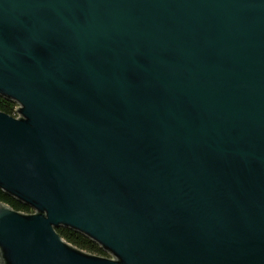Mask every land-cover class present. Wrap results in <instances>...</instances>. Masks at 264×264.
I'll return each instance as SVG.
<instances>
[{"label": "water", "instance_id": "obj_1", "mask_svg": "<svg viewBox=\"0 0 264 264\" xmlns=\"http://www.w3.org/2000/svg\"><path fill=\"white\" fill-rule=\"evenodd\" d=\"M0 95V264H264V0H0Z\"/></svg>", "mask_w": 264, "mask_h": 264}, {"label": "trees", "instance_id": "obj_2", "mask_svg": "<svg viewBox=\"0 0 264 264\" xmlns=\"http://www.w3.org/2000/svg\"><path fill=\"white\" fill-rule=\"evenodd\" d=\"M18 108H19V104L17 102L0 95V111L6 112L10 115L17 117ZM0 202L5 203L9 205L11 208L20 212H24V213L34 212L33 208H31L29 205L11 196L1 188H0ZM56 230L67 242L71 243L72 245L82 250L100 256L108 255V252L103 250L102 247L97 242H95L94 240L90 239L89 237L85 236L84 234L72 228L60 227L57 228Z\"/></svg>", "mask_w": 264, "mask_h": 264}, {"label": "rangeland", "instance_id": "obj_3", "mask_svg": "<svg viewBox=\"0 0 264 264\" xmlns=\"http://www.w3.org/2000/svg\"><path fill=\"white\" fill-rule=\"evenodd\" d=\"M18 116H19V113H18ZM18 116H17V117H18ZM106 257L113 258V256H112L110 253H108V255H107Z\"/></svg>", "mask_w": 264, "mask_h": 264}]
</instances>
